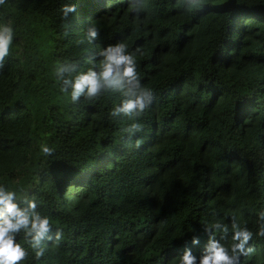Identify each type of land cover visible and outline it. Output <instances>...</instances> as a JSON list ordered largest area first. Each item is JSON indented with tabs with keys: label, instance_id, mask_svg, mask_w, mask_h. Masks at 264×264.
Masks as SVG:
<instances>
[{
	"label": "trees",
	"instance_id": "16d2710c",
	"mask_svg": "<svg viewBox=\"0 0 264 264\" xmlns=\"http://www.w3.org/2000/svg\"><path fill=\"white\" fill-rule=\"evenodd\" d=\"M5 27L0 185L51 222L40 259L30 226L16 234L20 264H179L186 249L199 264L212 236L231 255L234 223L254 248L236 264H264V0H6ZM120 43L149 107L113 116L132 97L107 86L73 102L65 81L99 75Z\"/></svg>",
	"mask_w": 264,
	"mask_h": 264
},
{
	"label": "clouds",
	"instance_id": "9594fccd",
	"mask_svg": "<svg viewBox=\"0 0 264 264\" xmlns=\"http://www.w3.org/2000/svg\"><path fill=\"white\" fill-rule=\"evenodd\" d=\"M6 0H0V5L5 4ZM135 10V9H134ZM64 17L69 13L76 12L74 4H64L61 8ZM99 37V31L96 27L88 30L89 40H95ZM12 39V28L5 27L0 31V61L8 54L9 45ZM139 51V49H137ZM104 56L103 71L97 75L95 71L79 74L74 82L65 81V84H71V99L73 102L85 94L89 98L96 97L101 88H119L127 89L125 95L131 96V99L125 100L123 106L114 108L112 115L123 113L130 116L133 113L143 114L149 107V103L153 98V93L149 89H141L139 87V79L137 73V65L135 53H129L126 43H120L116 46H109L101 53ZM74 70V69H73ZM63 91H67L65 87ZM141 125L133 124L134 130H141ZM137 141V147L140 146ZM41 151L50 156L53 149L47 145H41ZM16 193L12 190H6L5 186L0 185V264H20L25 260L28 253L26 249L17 242L16 234L22 229H31L33 236L32 247L36 249L35 255L37 259L44 256V248L41 247V240L50 230V218L41 217L35 212L29 213L27 209H23L16 202ZM29 207L36 208V202L30 201ZM259 219L264 221V212H261ZM219 227V225H217ZM234 234L232 236L231 255L229 250L222 245L215 236L209 239L205 248V254L199 259V264H236L241 255L247 257L253 251V247H245L250 240L253 239V232L243 229L238 230V226L233 224ZM227 232V227L224 228ZM258 235L264 237V224H261ZM57 240L61 238V234L57 233ZM193 244H199V239L194 237ZM179 264H197V257L193 255L190 249H186L184 254L179 257Z\"/></svg>",
	"mask_w": 264,
	"mask_h": 264
},
{
	"label": "rangeland",
	"instance_id": "374dc122",
	"mask_svg": "<svg viewBox=\"0 0 264 264\" xmlns=\"http://www.w3.org/2000/svg\"><path fill=\"white\" fill-rule=\"evenodd\" d=\"M18 52L21 53L22 52V48L20 46H18Z\"/></svg>",
	"mask_w": 264,
	"mask_h": 264
}]
</instances>
